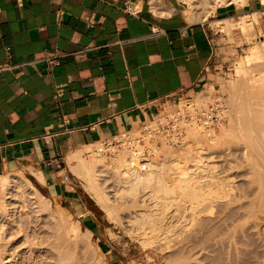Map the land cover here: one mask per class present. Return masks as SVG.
I'll list each match as a JSON object with an SVG mask.
<instances>
[{"label": "crops", "instance_id": "obj_1", "mask_svg": "<svg viewBox=\"0 0 264 264\" xmlns=\"http://www.w3.org/2000/svg\"><path fill=\"white\" fill-rule=\"evenodd\" d=\"M158 2L0 0V175L36 163L57 193L68 153L219 86L235 48L223 22L238 28L258 2L192 24Z\"/></svg>", "mask_w": 264, "mask_h": 264}, {"label": "rangeland", "instance_id": "obj_2", "mask_svg": "<svg viewBox=\"0 0 264 264\" xmlns=\"http://www.w3.org/2000/svg\"><path fill=\"white\" fill-rule=\"evenodd\" d=\"M141 1L144 2V7L146 9H149L150 0ZM158 1V3H160L161 5L165 4L166 6H171L172 8H174L175 14L184 22H186L183 19V8L180 5L181 3L179 0ZM254 1L258 2L257 8L251 12L252 14L250 13L251 15L249 17L242 19L235 26L238 27L242 33L239 31L238 28L233 30H228L224 28L226 26V22H223L224 25L222 29L227 34L229 38V43L233 47H235L233 48V50H231V53L227 57L226 64L222 68H220V75L218 78L219 86L217 87V89H220V91L226 95L231 109L229 122L227 123V125H223L224 129L228 130L227 134L224 135L222 138L215 139L216 137H214L211 140H197L191 137L192 143H190L187 147L185 146V149L183 148L182 150L175 151L174 153H172V150L170 151V149H166V152L161 151L159 155V159H164L168 162L172 159H178L179 157H181V159L179 160H182L183 163L187 165L188 169H190L188 170L189 173H197V171L201 169V166H203L204 168H208L209 166L207 165H211L210 167L214 168V170L212 168H210V170L209 168L203 169L202 167L200 171L206 170V174L208 175V177L214 180L218 178L217 181H220L219 183L222 182L221 185L223 183H226V181L223 182V180H231L230 185L232 187L231 190L233 191L230 190L228 192V187H225V192H217V195H220V193H226V196L233 194L231 196L225 197V200L222 198H220L222 199V201L219 199V201L216 200V203L219 202L221 204L222 202L226 201V199L230 198L228 199L229 201H227L231 202L229 203V205L224 204L226 203L224 202L221 205H218V207L215 206L214 215L218 218L215 216L211 217L213 220L210 218L208 220L207 218V227L204 229L203 232H201V234H196L195 237L193 235L194 238L191 237V240H186L189 242H182V240H180L179 242L178 240L176 243L179 242V244L181 243V245L171 243L170 246H164L167 249L164 250L163 248L162 251L155 249V246L152 245H150V247H148L149 245L147 244V246H144L138 240H133L130 235H124L120 228L116 225L114 220L113 222H110L112 220L107 217L108 215L106 210H104L101 204L96 201L93 192L88 187H86L87 183L84 177L74 174L71 171L67 158L69 155L75 152L72 151L67 154L66 162L64 164L59 165L60 168H58L57 174L58 184H56L57 193L54 190L53 184L45 179L42 168L36 163H22L18 169L11 171H21L22 174L24 173L23 175L27 179L26 182L27 184H29V186L25 183L24 180H22L23 184L21 183L22 181H19V185H22L14 200L5 199L3 200V202L0 201V205L1 203L4 204V202H6L5 204L8 203L4 206L6 209H3L4 207L1 206L3 210H1L2 213L0 212V216H2V218L0 217V264H60L57 261L58 258L55 259V257H57L58 255H62L63 257V254L65 255L67 253L66 255H68V253L71 252L72 253L69 254L70 257L67 256L68 259L65 257L66 260L64 262L60 261L62 264H73V262L76 263L77 261L78 262L76 264H95L97 262V257L101 254V252V255H104L103 257L100 255V258H103L107 264H264V192H262L261 190L262 193L259 194V188L262 189V183L264 185V182H262L264 180L263 177L260 178L262 172L264 176V164L260 165L259 162L262 161V163H264V155L263 159L259 158L258 155H255L256 160L254 159V156H250V154L252 153L258 154L260 151V153L262 154L264 153V151H261L263 147L258 149H252L253 147L247 146L246 140V142L244 141L243 143V137L241 138V135L243 134L239 136V132H236L238 131V128H235L233 126V122L241 120V118L244 119V117H242V113H235V110H233V103L231 102L236 99L239 101L244 96L241 100L243 101L245 96L248 93H251L250 89H248V93L246 92V89L248 88L247 86L251 87V82L249 83V81L252 78H258L264 75V59L253 61L248 65L246 70H243L244 62L242 61H245V57L251 56L250 53L253 50L257 49L259 56H262V58L264 56V0ZM236 6L244 7L240 3L236 4ZM243 22L248 23L247 25L249 26V28L244 31L241 27ZM217 25L222 27L220 24ZM242 83L246 84L245 86H243L247 87L245 90H240V84L243 85ZM229 84L232 86V88ZM235 85L238 88L235 87L233 89ZM243 87L241 86V88ZM231 92L236 93H233V95L231 94ZM241 92H244L245 95H235L241 94ZM232 96H235L236 98L234 97V99ZM231 98H233V100H231ZM234 115H236V117ZM238 115L241 116L238 118ZM255 120L258 121V123L259 120L253 119V124L257 125L258 123L256 124ZM230 131H235V135L238 134V136H236L235 138L234 135L231 134L232 132L230 133ZM242 132L243 130L240 131V133ZM243 133H245L244 136L246 137V132ZM219 134H221V127L220 130L216 131V135ZM254 134L256 136L258 135V133ZM208 140L212 141L211 143L214 142L213 140H216L214 143L215 145L213 146L211 143H208ZM187 141L189 142V139H187ZM247 147H250V149H247ZM98 148L99 145H97L96 150H98ZM163 150L165 149L163 148ZM247 150L249 152H246ZM184 152H189L191 154ZM199 152L203 154H201L202 157H200ZM183 154H188L187 160L185 159L186 157ZM196 154H199V156L197 155V157H195ZM189 155H191L192 157ZM247 156H250L251 158L253 157L252 160L250 159V157ZM84 157L87 159L91 158L89 154L84 155ZM101 157H106L105 164L108 166L107 168L109 169L110 173L105 171V174H102L104 173L103 171L100 176L102 175L103 177L104 175L103 180H106L107 186L113 184L114 182L118 184L119 180L118 177L114 175L115 170L113 169L114 166L112 162V159L117 156L109 157L107 155L103 156L101 154ZM198 157L200 159L202 158L200 162L202 161L203 163L198 162L201 166L197 165L196 161L199 160ZM167 158L169 160H167ZM193 158L194 161H191ZM159 159L157 158L156 161H161ZM255 162L257 166H255ZM252 163L254 165H251ZM214 165H216V167ZM258 165L262 166V168H260L258 171L256 170L252 172L255 167H258ZM22 167H24L25 170L30 168L35 174H42L44 177V181H41L36 177L30 176L27 171H23V169L21 170ZM261 169H263V171ZM209 171H211V173H209ZM212 171H215V173ZM106 172L108 173V175ZM8 174H10V172L1 175ZM109 175L110 177L112 175V177L109 178ZM171 176L173 177V175ZM108 179H112L110 181L113 182L111 183ZM114 179L116 181L118 180V182L114 181ZM103 180L101 179L100 181L104 183L105 181L103 182ZM232 181H234L233 184ZM115 183L113 184V187H115L113 188L114 191L116 188L117 190H123V185L119 183V186L117 187V184ZM237 187H239V189ZM137 190H140L135 191V193L140 192L141 195L139 193H136L139 196H148L149 194L147 193L151 192V188H147L144 190L143 188L139 187ZM114 191L113 193H115ZM132 192L133 191H129V194H132ZM166 194L167 193H165V195ZM165 195L163 194V196ZM38 198L41 199V201H37L39 200ZM235 199L237 200L235 201ZM38 202L41 203L39 204ZM216 203L215 205H217ZM252 203H254V205ZM59 205L62 207V210H64L65 213L61 210V207ZM43 209H45V211L47 212L45 213ZM58 209L59 213H57ZM222 209H225L227 211ZM256 209H258V211H255ZM42 211L44 213H42ZM50 211L53 213L50 217H48L50 215L49 213H51ZM61 213H64V217L65 214H67V219L65 218L66 220L72 219L71 221L75 223L77 221L79 222L80 227L84 229H81L83 231V236H87L88 232L92 233V235L89 233V236H91L92 238V246H86L81 240V238L78 237L80 240L78 238H74L75 236H73L72 234L67 235V238L68 236L70 238L66 240H64V236H60V238L57 237V235H60L58 232H61V235L64 232L63 227L60 231L54 232V230L52 229V225L50 227V225H48L50 223L46 222L53 223L54 217L57 218L56 215L60 216L59 214ZM257 213L263 215L260 216ZM69 214H71L72 217H69ZM44 218L48 220L44 222ZM50 218H53L51 219L53 221H50ZM205 223L203 225H205ZM60 239L63 240V242ZM69 240L71 242H69ZM66 245L67 247H69V249L65 248ZM72 246L78 247H74V250ZM92 247L95 250L92 249ZM76 249L83 254L78 251L75 253ZM96 249L97 251H99L100 249V251L97 252ZM93 250L96 251L95 255Z\"/></svg>", "mask_w": 264, "mask_h": 264}, {"label": "bare ground", "instance_id": "obj_3", "mask_svg": "<svg viewBox=\"0 0 264 264\" xmlns=\"http://www.w3.org/2000/svg\"><path fill=\"white\" fill-rule=\"evenodd\" d=\"M179 1L181 3L180 5L183 8V16H184L185 20L192 24V23H197V22H203L209 16H213V14L215 13V11L218 7L228 6L231 4L236 5L239 3L242 4V6H245V5H247V3H241V2H248L249 0H179ZM156 4H157L156 0H150L151 10L154 13H159ZM247 24L248 23L243 22L242 26L240 25L242 27L243 31L249 28V26ZM229 27L231 28L230 25H229ZM251 51H252V49H251ZM250 54H251V56L245 57L246 58L245 61L244 60L242 61V62H244L243 70H246L248 65L250 63H252L253 61H256L259 59H264V56H263V58H262V56H259L257 49L253 50ZM250 82H251V87L247 86L248 88L243 87L246 84H243V83H242L243 85L240 84V90H242V89L245 90L247 88L246 89L247 93L249 92L248 89L251 90L250 91L251 93L250 94L248 93L245 96V98L243 99V101H241V100L244 97L243 95H245L244 92L243 93L241 92V94H235V95H242L243 96L239 100L242 103H240L237 99L233 100V98L235 96H232L233 98H231V100L234 101V102L233 101H231V102L233 103V107H234L233 110H235V113L236 114L242 113V115H243L242 117H244V119L241 118V120L243 119L242 121L238 120V121L233 122V126L235 128H238L237 129L238 131H236V132H239V136L241 134H243V135H241V138L243 137L242 138L243 143L246 140L247 146L253 147L252 149H256V148L258 149L261 147L264 148V75H262L258 78H252L249 81V83ZM241 86L243 88H241ZM235 87H237V86L235 85L233 87V89ZM231 88H232V86H231ZM213 90L214 89L212 88L210 91H213ZM231 91H232V89H231ZM236 91H238V90H236ZM233 93H236V92H233ZM233 93L231 92V94H233ZM234 116L236 117V115H234ZM240 116L238 115L237 117L239 118ZM253 119H258L259 123H258V121L255 120L256 124L257 123L258 124L254 125ZM135 129H136V127H135ZM135 129H133V130L135 131ZM218 130H220V128L217 130H213L211 132V135H208L207 132L204 131L202 128H200L196 125L190 126L188 131H187V138L189 139V142L186 144V147L190 143H192L191 137H193L194 139H197V140H203V139L204 140H207V139L211 140L214 137H216L215 139H219V138H222L224 135H226L228 132V130L224 129V126H221V134L216 135V131H218ZM242 130H243V132H246V134H247L246 137L244 136L245 133H243V132L240 133V131H242ZM231 132L232 131H230V133ZM234 132H232L231 134L234 135V137L236 138V136H238V134L235 135L236 132L235 133ZM254 133H258V135L256 136ZM209 140L207 142L211 143L212 141H209ZM213 141L214 142L211 144L214 146L215 145L214 143L216 140H213ZM207 142H205V143H207ZM97 145H99L98 150H96ZM250 147L249 148L247 147V149H250ZM263 148L261 151H264ZM164 149L165 150L162 149V151L166 152V149L167 150L170 149V151L172 150V153L177 151V150H173V149L169 148L166 145H164ZM136 150L140 151V153H141L142 147L137 146ZM180 150H182V149H180ZM100 151H101V143L87 145L83 149L80 148V150L73 152V154L69 155L67 158L69 165H70V169L74 174H77V175L84 177V179L87 183L86 187H88L93 192V195H94L96 201L99 204H101V206L104 208V210H106L107 215H108L107 217L110 218V220H112L110 222H113V220H114V222L120 228V230L123 232L124 235H126V236L130 235V237L133 240L134 239H135V241L138 240L144 246L149 245L148 247H150V245H152V246H155V249L162 251L163 248H164V250L167 249L166 248L167 246H170L171 243H176L178 240H179V242H180V240H182V242L186 241V240H191V237L194 238L196 234H201V232H203L204 229L207 227L206 224L208 221H206V219L208 218V220H209V218L212 219L211 217L215 216L214 215L215 214V211H214L215 206L218 207V205H221L224 202H226L224 204H228V205H229V203H231V202H228L229 201L228 199H230V198L226 199V201L222 202L221 204L219 202L216 203V200L222 201V199H224L225 197L233 195V194H231V195L226 196V193H220V195L219 194L217 195L218 191L219 192H222V191L225 192V190H224L225 187H228V190H227L228 192L232 189V187L230 185L231 180L230 179L223 180V182L226 181V183H223L221 185L222 182L219 183L220 181H217L218 178L216 180L209 178L208 175L206 174L207 173L206 170L200 171L203 167V166L199 165V163L202 162V161L200 162V160H202V158L200 159L198 157L199 160L196 161L197 165L201 166V169L199 171H197V173L196 172L195 173H193V172L189 173L188 170H190V169H188L187 165H185L182 160H179V159H181V157H179L178 159H172L169 162L165 161L164 159H159V157H160L159 155H160L161 150H158V149L153 150L154 154L153 155L150 154L149 156H142V154L139 156V155H137L138 153L135 154L134 152L130 153L128 151H118V153L116 155H114L117 157L113 158L112 162H113V166H114L113 169L115 170L114 175H116V177H118L119 183L121 185H123V190H120L119 188H118L119 190H117V188H116L114 191L113 188H115V187H113V184L115 182L113 184L107 186L106 180H103L104 175H103V177H102V175L100 176V174L103 171H104V173H102V174H105V171L110 173L109 169L107 168L108 166L105 164L106 157H101ZM200 152H201V150H200ZM246 152H249V151L247 150ZM252 152H255V151H252ZM182 153H183V151H182ZM184 153H189V152H184ZM87 154H89L91 156V158H89V159L85 158L84 155H87ZM189 154H191V153H189ZM201 154L202 153H200V157H202ZM168 155H171V154H168ZM187 155L188 154L184 155L186 157V158L184 157L186 160H187ZM197 155L199 156V154H196L195 157H197ZM255 155H258L259 158L263 159L264 153L261 154L259 151L258 154H255V153L250 154V156H254V159L256 158ZM103 156H105V155H103ZM114 156L112 154L109 157H114ZM176 156H178V155H176ZM176 156H175V158H176ZM189 156H191V155H189ZM250 156H247V157H250ZM216 157H217V155H216ZM157 158L161 161L157 162L156 161ZM252 158L250 157L251 160H252ZM167 160H169V159L167 158ZM247 160H249V159H247ZM142 161H145L146 165L141 164ZM191 161H194V158ZM205 164H207V163H205ZM255 164H256V162H255ZM259 164L262 165L264 163H262V161H260ZM251 165H254V164L252 163ZM260 165H258V167H255V169L252 172H254L256 170L258 171L260 168H262V166H260ZM207 166H209L208 167L209 170H210V168H212V167H210L211 165H207ZM214 166L216 167V165H214ZM255 166H257V164ZM198 168H200V167H198ZM198 168H196V169H198ZM205 168L203 167V169H205ZM208 168H206V169H208ZM22 169H23V171H27V173L30 176L36 177L39 180L44 181V177L42 174H35L33 172V170H31L30 168L25 170V168L22 167L21 170ZM212 169L214 170V168H212ZM261 170L263 171V169H261ZM262 171H260V172H262ZM212 172L215 173V171H212ZM108 173H107V175H108ZM209 173H211V171H209ZM23 174L21 171L20 172L18 171V172H10V174H8V175H0V199H1L0 201L1 202H3V200H5V199L14 200V198L17 196V193L19 192L21 185L23 184L22 180H24L25 183L27 184V182H26L27 179L24 177ZM255 174H256V172H255ZM171 175H173V177ZM111 177H112V175H111ZM111 177L109 175V178H111ZM116 177H115V179H116ZM261 177H263V179H264L263 172L261 173L260 178ZM224 178H222V179H224ZM101 179L103 180V182L104 181L105 182L102 183L100 181ZM115 179H114V181H116ZM110 180H112V179H110ZM118 180L116 182H118ZM19 181L20 182L22 181L21 185H19V183H20ZM228 181H229V184H228ZM110 182H109V184H110ZM233 182L234 181H232V184H233ZM262 182H264V180ZM115 184H117V183H115ZM118 184H117V187L119 186ZM27 185L29 186V184H27ZM261 186H262V189L259 188L260 189L259 194L264 192L263 183ZM139 187L143 188L144 190L147 188H151V192L147 193V194H149L148 196L147 195L139 196L136 193L140 194V192L135 193V191H140V190H137ZM237 188L239 189V187H237ZM144 190H143V192H144ZM261 190H262V192H261ZM113 191L115 193H113ZM125 191H126V193H125ZM129 191H133L132 194H129ZM141 191H142V189H141ZM231 191H233V190H231ZM15 192H16V194H15ZM234 192H236V191H234ZM165 193H167V194L165 195ZM231 193H233V192H231ZM163 194L165 196H163ZM228 194H230V193H228ZM263 195H261V196H263ZM261 196H258V197H261ZM220 198H222V199H220ZM262 198H261V200H262ZM236 200L237 199H235V201ZM37 201H41V199H39ZM5 203L6 202H4V204L1 203L0 212H1V210L6 209L4 206L7 205L8 203L7 204H5ZM215 203L217 205H215ZM252 204L254 205V203H252ZM1 206L4 208L2 209ZM59 206H58V208H59ZM254 207H256V206H254ZM61 210H62V207H61ZM222 210H225V209H222ZM43 211L45 213L47 212V211H45V209H43ZM43 211H42V213H44ZM57 211H58L57 213H59V209ZM62 211L64 212V210H62ZM225 211H227V210H225ZM238 211H240V210H238ZM255 211H258V209H256ZM52 213L53 212L49 213L50 215L48 214L49 215L48 217H50ZM57 213H55V214H57ZM64 213L59 214L60 216L56 215V217L58 219L55 217H54V219L50 218L49 219L50 221L54 220L53 223L46 222L48 220V219L47 220L45 219L47 217L46 216L44 218V222L50 223L48 225H50V227L52 225V229L54 230V232L60 231L61 228L63 227V231L65 232V234L63 232L61 235V232H58L60 234L59 236L57 235L58 238H60V236L61 237L64 236V238H65L64 240H66V239L70 238L69 236L67 238V235L72 234L73 236H75L74 238H78V237L81 238V240L83 241V243L86 246L91 245V243H92L91 239L92 238L89 235L90 234L92 235V233L87 231L88 235L87 236L85 235L86 237L83 236L82 230H84V229H82L80 227L79 222L77 221L75 223V222L71 221L72 219L66 220L67 214H65V217H64L63 216ZM237 213H239V212H237ZM3 214H4V212H3ZM257 214L260 215L261 212H260V214L259 213H257ZM262 215H260V216H262ZM68 216L72 217L71 214H69ZM0 217L2 218V216H0ZM215 217H217V216H215ZM219 218H221V217H219ZM51 219H53V220H51ZM205 221H206V223H205ZM204 223H205V225H203ZM220 226H222V225H220ZM231 231H232V229H231ZM231 234H233V233H231ZM193 235H194V237H193ZM56 240H58V239H56ZM129 240H131V239H129ZM61 241L63 242V240H61ZM69 242H71V241L69 240ZM69 242H68V245H69ZM179 242L176 243V245H178ZM186 242H189V241H186ZM66 243H67V241H66ZM179 245H181V243ZM164 246H166V247H164ZM74 247H78V246H74ZM95 247H97V246H95ZM65 248L69 249V247H67V245ZM73 248H72V250H73ZM92 249H94V248L92 247ZM74 250H75V248H74ZM74 250H73V252H74ZM63 251H65V250H63ZM77 251L78 250L76 249L75 253ZM96 251H97V249H96ZM96 251H94V255H95ZM99 251H100V249H99ZM99 251H97V252H99ZM78 252H80V251H78ZM86 252H87V250H86ZM71 253H68V255H66L67 253L65 255L63 254V257H62V255H58L57 257H55V259L58 258L57 261L60 264H62L61 262H64L66 260L65 257L68 259L67 256L70 257L69 254H71ZM81 254H83V253H81ZM101 254H102V252H101ZM100 255L97 257V262L95 264H107L103 258H100ZM103 255H101V256L103 257ZM73 258H76V257H73ZM74 263L75 262H73V264Z\"/></svg>", "mask_w": 264, "mask_h": 264}, {"label": "built area", "instance_id": "obj_4", "mask_svg": "<svg viewBox=\"0 0 264 264\" xmlns=\"http://www.w3.org/2000/svg\"><path fill=\"white\" fill-rule=\"evenodd\" d=\"M56 63L55 59L49 60L50 65ZM230 110L226 95L217 88L190 96L183 95L173 105L162 106L155 116L139 124L135 131L128 130L99 141L100 153L114 156L118 151H128L149 156L154 154L153 150L162 151L164 145L179 151L188 143L187 131L190 126L196 125L211 135L213 130L227 125ZM137 146L142 147L141 153L136 150ZM141 164L146 165V162L142 161Z\"/></svg>", "mask_w": 264, "mask_h": 264}]
</instances>
